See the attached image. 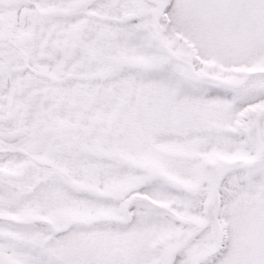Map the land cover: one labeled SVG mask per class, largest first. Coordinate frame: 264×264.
I'll return each mask as SVG.
<instances>
[{"label":"snow or ice","instance_id":"snow-or-ice-1","mask_svg":"<svg viewBox=\"0 0 264 264\" xmlns=\"http://www.w3.org/2000/svg\"><path fill=\"white\" fill-rule=\"evenodd\" d=\"M0 264H264V0H0Z\"/></svg>","mask_w":264,"mask_h":264}]
</instances>
